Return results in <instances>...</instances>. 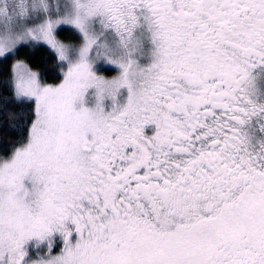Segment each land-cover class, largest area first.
Listing matches in <instances>:
<instances>
[{
	"label": "snow or ice",
	"instance_id": "snow-or-ice-1",
	"mask_svg": "<svg viewBox=\"0 0 264 264\" xmlns=\"http://www.w3.org/2000/svg\"><path fill=\"white\" fill-rule=\"evenodd\" d=\"M0 264H264V0H0Z\"/></svg>",
	"mask_w": 264,
	"mask_h": 264
}]
</instances>
